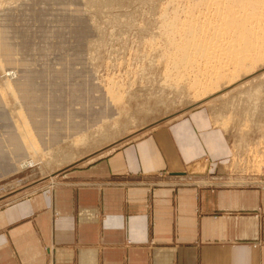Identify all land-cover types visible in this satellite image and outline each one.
Instances as JSON below:
<instances>
[{"label":"rangeland","instance_id":"rangeland-1","mask_svg":"<svg viewBox=\"0 0 264 264\" xmlns=\"http://www.w3.org/2000/svg\"><path fill=\"white\" fill-rule=\"evenodd\" d=\"M193 1L0 0V207L202 108L231 149L225 182L264 175V58L235 83L192 87L203 78L172 64L167 24Z\"/></svg>","mask_w":264,"mask_h":264},{"label":"crops","instance_id":"crops-1","mask_svg":"<svg viewBox=\"0 0 264 264\" xmlns=\"http://www.w3.org/2000/svg\"><path fill=\"white\" fill-rule=\"evenodd\" d=\"M230 157L191 111L0 207V264H264V175Z\"/></svg>","mask_w":264,"mask_h":264},{"label":"bare ground","instance_id":"bare-ground-1","mask_svg":"<svg viewBox=\"0 0 264 264\" xmlns=\"http://www.w3.org/2000/svg\"><path fill=\"white\" fill-rule=\"evenodd\" d=\"M193 2L194 7L191 6L192 9L188 8L190 10L185 11L184 20L176 21L179 24L176 22L167 24L168 31L175 36L172 44L174 47L173 56L171 55L172 64L177 68H184L187 75L190 71H194L195 73L191 72L194 73L192 76L203 78L202 83L201 81L191 83L192 87L199 91L214 88L226 77L230 78V84L235 83L241 71L250 73L252 67L264 58V0ZM0 67H2L1 62ZM0 89L9 90V83L5 82ZM115 98L119 99L120 96L116 95ZM29 112L28 118L35 115V111ZM18 114L17 116L21 117L22 111ZM29 122L28 125L24 124V128L29 129L32 138L37 141L39 135L37 130H43V127L39 128L42 123L38 124L34 121L36 124L34 122L29 124ZM34 125L37 126L35 130L37 135L34 131L36 126L31 127ZM26 135L24 131L19 130L15 138H12L13 144L17 145L18 141H24ZM36 147L34 142H30L25 149L29 154L30 150L36 151ZM28 159L23 158L18 168L28 166Z\"/></svg>","mask_w":264,"mask_h":264}]
</instances>
